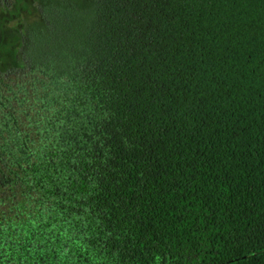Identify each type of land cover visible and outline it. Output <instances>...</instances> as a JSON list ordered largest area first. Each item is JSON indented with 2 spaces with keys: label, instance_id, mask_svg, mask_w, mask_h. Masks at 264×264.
Masks as SVG:
<instances>
[{
  "label": "trees",
  "instance_id": "1",
  "mask_svg": "<svg viewBox=\"0 0 264 264\" xmlns=\"http://www.w3.org/2000/svg\"><path fill=\"white\" fill-rule=\"evenodd\" d=\"M0 264H264V0H0Z\"/></svg>",
  "mask_w": 264,
  "mask_h": 264
}]
</instances>
